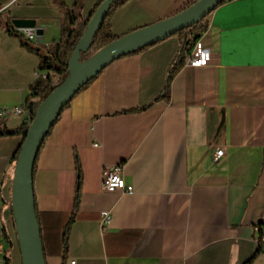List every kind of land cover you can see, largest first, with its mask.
Wrapping results in <instances>:
<instances>
[{"label":"crops","instance_id":"obj_1","mask_svg":"<svg viewBox=\"0 0 264 264\" xmlns=\"http://www.w3.org/2000/svg\"><path fill=\"white\" fill-rule=\"evenodd\" d=\"M99 1L0 0V109L24 103L43 73L41 45L59 41L65 12L88 18ZM194 1L128 0L111 13V32L123 36ZM24 24L40 36L25 41L17 34ZM199 25L186 56L207 49L205 65L184 60L165 90L180 48L169 36L108 64L49 130L33 173L45 264H264L256 253L264 233V0H224ZM20 123L0 119V129ZM20 144V136L0 137V232L10 239L0 264H21L11 213ZM217 149L224 155L213 162ZM118 165L132 193L102 190V171ZM101 212L110 215L104 229Z\"/></svg>","mask_w":264,"mask_h":264},{"label":"water","instance_id":"obj_2","mask_svg":"<svg viewBox=\"0 0 264 264\" xmlns=\"http://www.w3.org/2000/svg\"><path fill=\"white\" fill-rule=\"evenodd\" d=\"M115 1L117 0H103L94 11L70 54L67 77L39 104L20 144L11 184V213L21 264H45L34 208L33 166L38 151L61 110L108 64L197 25L222 2L196 0L171 17L118 37L87 60L81 61L80 55L89 50L94 33L100 28L110 5ZM21 26L32 28L33 24ZM40 34L41 30L36 29V35ZM39 53L43 54L42 51Z\"/></svg>","mask_w":264,"mask_h":264},{"label":"trees","instance_id":"obj_3","mask_svg":"<svg viewBox=\"0 0 264 264\" xmlns=\"http://www.w3.org/2000/svg\"><path fill=\"white\" fill-rule=\"evenodd\" d=\"M78 1L79 0H75V3L73 6H75L78 3ZM102 1L103 0H100L97 3V5L95 6V8L91 12V14L88 16V18H81L78 13H75L73 11V9L67 10L65 12V24L62 27L59 41L51 49L47 50V52L44 55L39 57L40 61L38 64V70L43 71V73L38 75L36 77V79L28 87V96L26 97L24 103L22 104V106L25 110V115L20 116L21 117L20 125L14 129H7L5 127L1 128L0 129V137H2V136H20L21 142L23 141V139L26 135L27 129L29 127V124L33 120L36 109L39 106V104L46 98V96L53 90L54 87L61 84L62 81L67 77V75H68L67 63H68V59L70 57V54L72 53V51H73L76 43L78 42V40L81 38V36H82L86 26H87V23L90 20L91 16L93 15L94 11L96 10V8L99 6V4ZM127 1L128 0H117L110 5L108 12H107L100 28L94 33V35L92 37V41H91V45H90L89 50L86 53L80 55L81 61L87 60L90 56L95 54L98 50H100L101 48L105 47L107 44H109L110 42H112L118 38L114 34H112V32H111L109 19H110L111 13L115 9H117L118 7H120L121 5L126 3ZM223 1L224 0H222V2ZM199 24L200 23H198L197 25H193L189 29H184L182 31H179L175 34L180 39V48H179V51L176 55L175 60L173 61V63L169 67L168 75H167V79H166V84L164 87L165 90L168 88L170 80L173 78V76L177 73V71L183 65L186 53L189 51V48H190L192 42H194L199 37L200 33L204 31V29H205L204 26L199 25ZM191 34H193V37L190 36ZM23 44H24V42H23ZM85 86H83V87H85ZM62 110H61V112H62ZM61 112H60V114H61ZM60 114L58 115V117L60 116ZM42 145H43V143H42ZM19 150H20V146L18 147V149L15 153V158L17 157ZM36 159H37V156H36ZM36 159H35V161H36ZM34 169H35V162H34V166H33V173H34ZM77 170H78V168H77ZM79 187H80V179L78 176L77 184H76V193H75V198H74V207L75 208L77 207L78 201H79ZM35 213H36V218H37V222L39 225L42 250H43V254H44V258H45V254L47 252L45 251V247H44V243H43L42 229H41L40 224H39V219H38V214H37L36 209H35ZM68 223L64 227V232H63V236H62V240H61V246L64 250L66 247V233H67L66 228L68 226ZM13 225H14V223H13ZM261 234L262 233L259 232L258 247H257L256 253L261 252V249L263 247V245L260 241ZM256 253H255V255H256ZM255 255H253V256H255ZM252 259H253V257H251L249 260H247L244 264H250Z\"/></svg>","mask_w":264,"mask_h":264},{"label":"built area","instance_id":"obj_4","mask_svg":"<svg viewBox=\"0 0 264 264\" xmlns=\"http://www.w3.org/2000/svg\"><path fill=\"white\" fill-rule=\"evenodd\" d=\"M6 7L0 8V13ZM2 31H6L5 27L0 25ZM25 41L32 42L37 38L36 28H22L17 31ZM211 53L207 49H200L195 47L186 57L185 64L200 67L205 65L210 60ZM25 115V110L22 105L2 108L0 109V119L7 117H20ZM224 155L223 149H217L213 154V162H218ZM101 187L106 192L121 191L123 193H132V187L126 185L122 177V169L118 165L112 169H104L101 174ZM110 220V215L107 212H101L99 215V223L102 229H104ZM261 243H264V233L260 237ZM10 243L9 237L2 230L0 232V254L4 252L5 245ZM261 253H264V246L261 249ZM73 263V262H72Z\"/></svg>","mask_w":264,"mask_h":264},{"label":"rangeland","instance_id":"obj_5","mask_svg":"<svg viewBox=\"0 0 264 264\" xmlns=\"http://www.w3.org/2000/svg\"><path fill=\"white\" fill-rule=\"evenodd\" d=\"M41 46L45 49V51L49 50V48H50V47L45 46V45H41Z\"/></svg>","mask_w":264,"mask_h":264}]
</instances>
